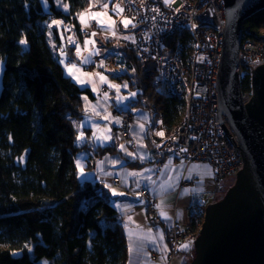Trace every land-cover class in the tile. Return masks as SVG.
Returning a JSON list of instances; mask_svg holds the SVG:
<instances>
[{"label": "trees", "instance_id": "trees-1", "mask_svg": "<svg viewBox=\"0 0 264 264\" xmlns=\"http://www.w3.org/2000/svg\"><path fill=\"white\" fill-rule=\"evenodd\" d=\"M59 1L68 5L67 11L58 8L56 0H44L47 13L39 0H0V63H5L0 94V264H126L124 224L114 199L101 184L79 180L77 122L83 118L84 99H95L89 89L64 75L53 54L64 40L60 28L49 27L53 21L68 22L78 32L77 16L91 0ZM262 28L264 11L243 23V39L256 40ZM118 51L123 52L118 64L125 71L117 78L139 91L136 104H152L154 119L161 118L167 130L176 128L183 102L167 98L153 85V63L141 62L120 46L106 54ZM240 88L243 95L250 93L247 74L240 78ZM103 151L112 153L109 148Z\"/></svg>", "mask_w": 264, "mask_h": 264}, {"label": "built area", "instance_id": "built-area-1", "mask_svg": "<svg viewBox=\"0 0 264 264\" xmlns=\"http://www.w3.org/2000/svg\"><path fill=\"white\" fill-rule=\"evenodd\" d=\"M107 4L113 13L114 29L118 35L109 38L108 42L134 53L141 62L153 63V85L167 98H176L184 104L179 125L167 130L161 118L154 119V106L145 101L141 103L149 115V122L144 126L145 139L153 145L159 157L153 163L154 168L159 171L165 161L172 160L186 167L205 165L213 172V190L196 193L190 198L187 215L196 222L184 230L176 221H172L167 229L169 253L165 264H171L180 255L182 244H193L198 238L205 209L219 201V183L227 179L235 180L236 174L243 169L240 154L225 135L218 120L216 77L225 28L224 1L170 0L165 3V0H108ZM116 5H120L123 11H114ZM124 19L132 21L127 28L122 23ZM61 23L67 28L72 27L82 40H89L92 33L100 32L95 21L89 23L88 29L80 27L78 32L71 23ZM175 36L179 37L168 45V39ZM256 37V40H242L238 56L239 78L247 74L250 80L251 72L264 65V28L257 32ZM72 48L70 45L66 47V44L55 46L53 54L57 62L63 60L67 64L78 61L80 64L88 52L78 58L76 53H71ZM107 59L109 65L114 67L123 59V52L118 51L104 58V61ZM107 92L106 87L100 88L97 98L103 99ZM249 98L250 93L243 95L244 102ZM106 112L119 121V142L135 149L132 132L137 120L134 115L111 104ZM92 116L91 110H84L83 117ZM221 121L237 147L234 132L224 117H221ZM161 132L162 136L157 135ZM87 143L88 140H75V146H85ZM95 163L93 161V165ZM112 183L118 185L120 181L113 179ZM191 185L193 183H182L181 186ZM139 194L144 197L148 192L141 190ZM146 206V219L153 224L157 221V200L150 199ZM148 255L152 262H157V253L151 252Z\"/></svg>", "mask_w": 264, "mask_h": 264}, {"label": "water", "instance_id": "water-1", "mask_svg": "<svg viewBox=\"0 0 264 264\" xmlns=\"http://www.w3.org/2000/svg\"><path fill=\"white\" fill-rule=\"evenodd\" d=\"M223 1L225 28L216 77L218 120L240 154L243 169L225 196L205 209L191 264H264V65L251 72L250 98L244 102L238 61L243 23L264 11V0ZM85 58L88 62L82 63ZM92 62L86 54L80 65L87 68ZM4 74L1 62L0 94ZM220 116L234 132L237 147Z\"/></svg>", "mask_w": 264, "mask_h": 264}, {"label": "crops", "instance_id": "crops-1", "mask_svg": "<svg viewBox=\"0 0 264 264\" xmlns=\"http://www.w3.org/2000/svg\"><path fill=\"white\" fill-rule=\"evenodd\" d=\"M39 1L43 12L47 13V5L44 0ZM66 77L68 76L66 75ZM79 87L89 89L95 99L93 102L91 101V105L97 102L99 90L93 91L87 85ZM107 100L109 101V99ZM84 104L86 103L84 102ZM135 105L140 110L137 109L135 113L125 111L132 113L137 120L132 137L137 141L142 135V142L137 144L136 150L130 149L121 142L119 143L118 140L116 141L118 124L108 129L109 134L113 132L115 138L112 137V134L104 135L102 133V126L96 127L95 125L90 127L88 125L87 128H82L81 130L77 126L79 135L89 137V139L83 138L86 141L88 140L85 146H76L82 149L78 154L79 159L77 163L79 164V173L83 179L79 180L81 182H90L91 184H101L109 192L110 198L114 199L113 206L124 224V235L129 256L127 258L128 264H154L151 263L148 255L151 252L158 254L156 264H165L169 253V245L166 239L168 227L172 221H176L181 229H187L190 226L191 217L189 218L187 215L190 198L196 193L213 190V172L205 165H190L186 167L183 163H173L172 160L165 161L162 168L159 171L156 170L153 163L159 157L152 154L148 141L145 139L144 126L149 122V115L142 107L137 104ZM85 109L92 111L93 116L91 118L95 119L94 121L98 122L100 120L101 114L96 109L94 110V108L89 107L87 104ZM99 110H101L100 107ZM104 110L103 112H106V108ZM94 127H96L95 132L92 130ZM135 140L133 139L134 142ZM121 145H123L124 150L121 149ZM107 148L111 149L112 153H102ZM127 153H133V156H129ZM142 156L144 157L143 160L140 158ZM89 161H92V164L93 161H96L95 173L92 171L93 166H89ZM129 163L144 165L135 168L130 166ZM166 165H168L167 168L165 167ZM145 169H150L151 171L145 172ZM128 173H141L142 175L134 176L128 175ZM149 176L151 177V181L147 179ZM113 179H119L120 183L118 185L113 184ZM182 183H193V185L182 187ZM138 184L139 187L137 186ZM105 185H108V187ZM113 189L117 193H122V195H113ZM141 190H146L148 195L142 197L139 194ZM150 199L157 200L159 205L157 207V221L153 224H150L146 219V203ZM161 212L165 215H161ZM129 218L131 219L129 220ZM149 230L150 239L147 238ZM130 242L134 248L131 254L129 253ZM184 245H188V247L184 248ZM192 247L193 244L190 243L182 244L180 247L181 253L178 257H181L184 261L185 259L189 260Z\"/></svg>", "mask_w": 264, "mask_h": 264}, {"label": "rangeland", "instance_id": "rangeland-1", "mask_svg": "<svg viewBox=\"0 0 264 264\" xmlns=\"http://www.w3.org/2000/svg\"><path fill=\"white\" fill-rule=\"evenodd\" d=\"M105 1L106 0H91L90 1L89 8L83 12L85 14L87 26H85L84 24H81L80 14L77 16V21L79 22L80 26L83 29H88L89 23L91 21H95L96 23H97V20L102 21V23H97L100 32L95 33L94 36L92 35V37L89 40H91L93 43L88 44L87 47H85V44H84L85 40L80 39L79 36L77 34H75V31L72 27L67 28L62 23L60 25H55V24L51 23V25H52V28H54V27L60 28V36H61L62 40H64V44H66V47L69 45L73 47L71 53H74V54L76 53V55H78V58H79L84 52H88L94 58V63L87 68H81L78 61H75L74 63H67V64L61 63V67L64 71V75L65 76L67 75L68 78H71L79 86L85 87V85H87V87L92 88L93 91H98L102 87H106L108 90L107 96H105L103 99L97 98V102L95 104L91 105L90 100H86V101L84 100V102L89 107L94 108V110L96 109L97 112L99 114H101L100 120L98 122H96V121H94L95 119H93L91 117L90 118L84 117L77 122L78 128L81 130L82 128H87L88 125L90 127L95 126V125H96V127L102 126V129H103L102 133L104 135L112 134V137L115 138L114 133L112 132L109 134L108 129H110V128H112V126L118 124L117 123L118 120L111 118V116L108 114V112H103V111H105L104 109L106 108V110H107L108 106L111 104L114 107H116L117 109H121L123 111L127 110V111H130L132 113L133 112L135 113V111L137 109L140 110V108H137L135 105L137 102V94L139 91L137 89H135V90L131 89L127 82H124L123 80L119 81V78H117L118 75H121L125 71L124 66H120L117 63V65L113 67V66L109 65L108 59H107V61H104V58H107L110 56L109 54H106L108 52V50L111 49V47L115 46L114 43L108 42L109 38L118 37V35L116 34V31L114 29L115 21H114L113 13H112L108 4H107L108 5L107 8L103 7V5L105 4ZM56 5L58 8L65 11L64 5L57 2V0H56ZM97 12L101 13V15L97 18H93L92 14L97 13ZM66 29H70V30H66ZM70 40L75 41V43L70 42ZM77 45H79V47H80L79 54H77V50H76ZM72 65H75L77 69H80V72L76 71V69H73L74 74L79 78V82H77V79H74L73 76L70 75L68 70H67ZM101 75L106 78L104 81H101V79H100ZM109 85H117V86H119V88L117 89L114 87H110ZM125 85H126V87H125ZM132 93H135L136 95L133 96V95H131ZM107 99H109V101ZM86 104H84L85 108H86ZM99 107L101 110H99ZM101 112H103V113H101ZM96 127L92 128L93 132L96 131ZM95 134H97V133H95ZM79 136H81V139H83L84 137L86 139H89L88 136H82V135H79ZM141 138H142V135H141ZM141 138L139 137V139H137V141L135 140V138H133L135 140V146H134L135 150L137 149V144L139 142H142ZM115 139H116V141L118 140L117 137ZM118 142H119V140H118ZM96 165H97V163H95L94 165L92 164V166H93L92 171L93 172L95 171ZM79 179H81V180L83 179L81 177L80 173H79ZM234 183H235L234 179H227V180H224L221 183H219V186L221 188L220 194H222V196L219 197V200H221L225 196L227 191L234 185ZM195 222H196V220L191 218V224H194ZM202 222H203V220H202ZM194 256H195L194 248L192 247V251H191V255H190L189 260L185 259V261H184V260H182L181 257L177 256L173 259L171 264H191L192 260L194 259ZM128 258H129V256H128ZM128 263H129V261L127 259L126 264H128ZM151 263L156 264V262H152V261H151Z\"/></svg>", "mask_w": 264, "mask_h": 264}, {"label": "snow or ice", "instance_id": "snow-or-ice-1", "mask_svg": "<svg viewBox=\"0 0 264 264\" xmlns=\"http://www.w3.org/2000/svg\"><path fill=\"white\" fill-rule=\"evenodd\" d=\"M57 2H59V0H57ZM169 2H170V0H165V3H169ZM103 7H104V8H107L108 5H107V4H104ZM64 9L67 11V9H68V5H67V4L64 5ZM114 11H116L117 13H119V12H122V11H123V8H122L120 5H116L115 8H114ZM100 15H101V13L97 12V13L92 14V17H93V18H97V17H99ZM80 22H81V24H84L85 26H87V25H86V19H85V14H84V13H81V14H80ZM97 23H102V21L97 20ZM122 23L124 24L125 28H127L128 25L132 23V21H131V20H128V19H124V20L122 21ZM52 24L60 25L61 22H60V21H53ZM133 26H134V25H133ZM49 27H52V25H49ZM194 27H195V25H194ZM66 30H70V29H66ZM92 35L94 36L95 33H92ZM124 39H128V37H124ZM70 42L75 43V41H71V40H70ZM20 43H21V44H26V40L21 39V40H20ZM90 43H93V42H92L91 40H85V42H84L85 47H87V45L90 44ZM76 50H77V54H79V52H80V47H79V45H77V49H76ZM63 62H64V61L62 60L61 63H63ZM87 62H88L87 58H85V59L82 61V63H87ZM73 69H76V71H79V69H77L75 65H72V66L69 67L67 70H68L69 74L72 75L74 79H77V82H79V78L74 74ZM100 79H101V81H104L106 78H105L104 76L101 75V76H100ZM109 86H110V87L117 88V89L119 88V86H117V85H109ZM125 87H126V85H125ZM131 95L135 96L136 94H135V93H132ZM105 96H107V93H105ZM118 122H119V121H117V123H118ZM141 127H143V126H141ZM157 135L162 136L163 133H162V132H161V133H157ZM80 139H81V136H78V137H77V140L79 141ZM121 149L124 150V149H123V145H121ZM127 155H129V156H133V153H127ZM140 158H141V160L144 159L143 156L140 157ZM78 167H79V164H78ZM165 167L167 168L168 165H166ZM144 171H145V172H149V171H151V170H150V169H145ZM128 175L140 176V175H142V174H141V173H128ZM147 179H148L149 181H151V177H150V176L147 177ZM105 186L108 187V185H105ZM137 186L139 187V184H138ZM112 192H113V195H122V193H117L114 189L112 190ZM118 207H119V206H118ZM157 207H159V205H158ZM161 215H165V214H164L163 212H161ZM130 219H131V218H129V220H130ZM130 236H131V234H130ZM147 238H149V239L151 238V237H150V230H149V234H148ZM162 239H163V238H162V236H161V240H162ZM183 247H184V248H187L188 245H184ZM133 251H134L133 244L130 242V244H129V253L131 254Z\"/></svg>", "mask_w": 264, "mask_h": 264}, {"label": "flooded vegetation", "instance_id": "flooded-vegetation-1", "mask_svg": "<svg viewBox=\"0 0 264 264\" xmlns=\"http://www.w3.org/2000/svg\"><path fill=\"white\" fill-rule=\"evenodd\" d=\"M222 196V194H219V197Z\"/></svg>", "mask_w": 264, "mask_h": 264}]
</instances>
